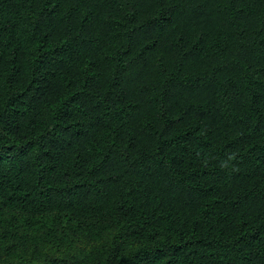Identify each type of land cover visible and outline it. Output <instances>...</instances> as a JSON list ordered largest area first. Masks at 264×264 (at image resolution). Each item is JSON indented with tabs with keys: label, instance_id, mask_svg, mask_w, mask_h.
<instances>
[{
	"label": "trees",
	"instance_id": "trees-1",
	"mask_svg": "<svg viewBox=\"0 0 264 264\" xmlns=\"http://www.w3.org/2000/svg\"><path fill=\"white\" fill-rule=\"evenodd\" d=\"M0 264H264V0H0Z\"/></svg>",
	"mask_w": 264,
	"mask_h": 264
}]
</instances>
